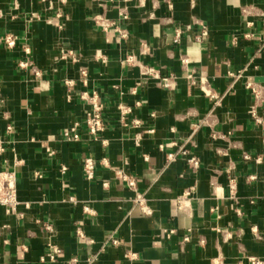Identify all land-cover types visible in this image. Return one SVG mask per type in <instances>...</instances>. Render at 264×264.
I'll use <instances>...</instances> for the list:
<instances>
[{
	"label": "crops",
	"instance_id": "crops-1",
	"mask_svg": "<svg viewBox=\"0 0 264 264\" xmlns=\"http://www.w3.org/2000/svg\"><path fill=\"white\" fill-rule=\"evenodd\" d=\"M46 1L0 0V172L20 202L0 207V264L264 262V0Z\"/></svg>",
	"mask_w": 264,
	"mask_h": 264
},
{
	"label": "built area",
	"instance_id": "built-area-1",
	"mask_svg": "<svg viewBox=\"0 0 264 264\" xmlns=\"http://www.w3.org/2000/svg\"><path fill=\"white\" fill-rule=\"evenodd\" d=\"M43 1H46V0H43ZM49 6H51V2H49ZM34 15L35 14L31 13V17ZM206 37H207V29L203 27L201 33L196 37V39L204 40ZM262 38L264 40V27L262 28ZM5 43L7 47H13L15 44V37L11 33L5 35ZM127 60L128 62L131 61L132 57H128ZM182 62L186 63L187 59L183 57ZM19 64L21 67L26 66L25 62H20ZM143 75L144 77L157 76L155 70H153L152 68H148L144 72ZM161 81H162L161 83L163 87L169 88L167 79H162ZM199 83L203 85L205 83V80L201 79ZM66 85L72 86V82L66 81ZM248 88H250L255 93L253 88H251L250 84H248ZM78 98L79 100L88 102L90 104V109L85 114L83 124L86 127V130L88 134L91 136V138H93V140H97L98 134L103 130L102 105L99 104L97 100V96L95 95H92L91 97H89L87 96L86 93H80L78 94ZM66 100L68 102L72 100L71 94H66ZM118 110H119L121 118H123V116H125L127 113L130 112V109L124 106H119ZM250 114L256 125L262 124L263 117L257 115L255 108H252ZM263 114H264V110H263ZM133 124L138 125L139 122L135 121L133 122ZM78 127H79L78 124H74V126L66 129L62 133L63 140L66 142H78L80 140V134L78 132ZM137 141H138V138H137ZM52 154H53L52 152H49V155H52ZM182 155L184 157H187L188 154L186 151H182ZM168 157H169L168 158L169 160H173L174 158V156L172 155ZM244 159L248 160L249 156L245 155ZM258 160L259 159H257V161ZM186 162L189 166L193 168L197 167L199 164L197 158H194V157H187ZM60 170L63 173L65 172L66 168L61 167ZM83 170H84V174L86 178L92 179L93 173H94V161L90 158L85 159L84 164H83ZM118 174L120 175V179L127 184L128 188H135V182L132 179L128 178L124 173L119 172ZM142 202L143 200L141 196H137L136 203L138 205H142ZM19 205H20V202L17 199L16 179H15L14 173L8 172V171L0 172V207H2L5 213L9 215V214L15 213ZM142 211L144 214L150 213V211L146 208H143ZM45 229L48 230L49 228L46 227ZM173 232H174L173 230H170L168 234L170 235ZM76 234L78 235V237L83 238V234L79 229L76 231ZM58 255H60V249L56 246H52L50 251L46 255V258L47 260L54 262L57 259ZM130 259L135 260V255H131ZM249 263L250 264H264L263 261L257 260L255 258H249Z\"/></svg>",
	"mask_w": 264,
	"mask_h": 264
}]
</instances>
